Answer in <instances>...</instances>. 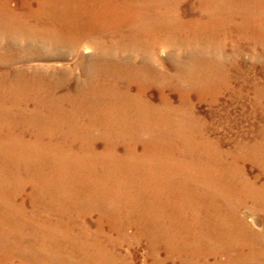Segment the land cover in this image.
<instances>
[{"label": "rangeland", "instance_id": "rangeland-1", "mask_svg": "<svg viewBox=\"0 0 264 264\" xmlns=\"http://www.w3.org/2000/svg\"><path fill=\"white\" fill-rule=\"evenodd\" d=\"M70 4L75 11L66 10ZM86 14L95 17L88 21L89 35ZM58 37L76 45L56 48L52 41ZM18 78L43 79L54 97L75 95L83 82L92 88L85 96L93 117L80 111L88 101L84 109L64 103L62 112L79 122L74 137L62 134L71 130L64 118L48 124L20 117L43 92H27L25 85L10 90ZM137 92L140 99L132 100L130 93ZM107 103L108 115L123 120L127 130L120 123L104 124ZM104 137L114 149L104 148ZM74 138L67 158L63 149ZM25 140L37 142L30 146ZM50 142L60 151L49 154L78 167L70 170L84 176L80 182H89L92 174L97 181L89 184L104 187V199L93 202L89 186L73 191L80 188L70 177L64 189L72 192L66 197L73 193L87 200L68 207L69 215L56 212L67 205L59 181L48 176L53 169L41 159V152L53 149ZM135 146L140 155L128 153ZM27 147L35 149L11 150ZM111 163L119 167L117 174L105 168ZM197 166L209 174L200 177ZM126 167L138 170L135 177L123 171ZM170 168L182 169L170 180L174 187L167 184ZM155 173L158 178H152ZM201 178L213 192L203 210L195 207L172 222H189L204 211L209 223L200 236V227L193 228L198 231L188 237L190 245L183 243L185 249H169L160 236L164 225L155 219L141 224L143 206H154L165 217L164 236L177 237L182 226L175 225L174 234L166 218L179 214L176 204L164 209L156 199H170L169 192L172 197L185 180L194 188ZM143 195L147 200L141 201ZM0 219V264H264V0H0Z\"/></svg>", "mask_w": 264, "mask_h": 264}, {"label": "bare ground", "instance_id": "bare-ground-1", "mask_svg": "<svg viewBox=\"0 0 264 264\" xmlns=\"http://www.w3.org/2000/svg\"><path fill=\"white\" fill-rule=\"evenodd\" d=\"M225 3V2H224ZM224 3H222V4H224ZM63 7V6H62ZM64 8V7H63ZM62 8V9H63ZM61 9V10H62ZM58 10H60V8H58L57 9V11ZM66 10L67 11H69V12H73V11H75L76 10V7L75 6H73L72 4H70V5H68L67 6V8H66ZM87 15V21L86 22H84V23H86L85 24V26H87V28L89 29V33L87 34L86 33V35H89L90 33H91V31H92V27H91V23L90 22H88V21H92V19H93V15H88V14H86ZM94 19H95V17H94ZM87 23H88V25H87ZM75 25H76V23H75ZM77 27V25L76 26H73V28H71V29H75ZM90 27V28H89ZM55 34V33H54ZM61 35V34H60ZM52 39V38H51ZM45 42V41H44ZM53 42V44L55 43V45H56V48H58L57 46H59V45H66V46H70L71 48H69V49H72V47H74L76 44V41H74V43H64V40L61 38V37H58L56 40H54V41H52ZM78 43V42H77ZM50 44V41H49V43H48V45ZM63 45V46H64ZM54 46V45H53ZM61 47V46H60ZM66 48V47H65ZM67 49V48H66ZM98 72V71H97ZM63 74H65V73H63ZM67 76H69L68 74H67ZM84 76V75H83ZM98 76V75H97ZM126 76V75H125ZM20 77V76H19ZM59 79V80H58ZM56 81L57 82H55V84L56 85H58V83H60L61 82V78H58ZM64 81V80H63ZM14 82V81H13ZM53 82V81H52ZM78 84V83H77ZM13 85V86H12ZM21 85H25V86H27V87H25V91H27V92H34V90L36 89L37 91L39 90V91H41V92H43V96H42V98H40L38 101H36V99H35V97H34V108L30 111V110H28V109H26V108H23L22 110H20V112H21V114H20V117H24V115L25 114H27V115H30V117H31V120L32 121H37V119H40V120H42V121H44L45 123H48V124H50V122H57V121H60L61 119H63V120H65L66 119V121H67V123L65 124V125H68V128L69 129H71V130H69V131H65V132H63L62 134H64V133H66V132H70L72 135H73V131H72V129H73V127H74V125H77L79 122L78 121H75V119L74 118H71V117H73V116H71L70 114H65V111L64 112H62V106L64 105V103L65 102H69V103H80L79 105H78V109H84V102L83 101H88V104H90V106L89 107H86L85 108V110L83 111V110H80L81 111V113H83L85 116H87V117H93V115H94V113L92 112V111H86V110H88V108H90L91 107V104H92V101L90 100V99H88L85 95H89V96H91V93L89 92V91H92V88H90L89 89V91L87 90V86H85V84L82 82L81 83V85H80V83L78 84V87H77V93L75 94V95H64V96H61V97H54V95L53 96H51V93H52V90H51V88L50 87H48V84H46L44 81H43V79H39V78H32V79H30L29 81H26V79H17L14 83H12L11 84V89L10 90H13V89H18V88H20V86ZM13 88V89H12ZM58 89V88H57ZM129 92V91H128ZM27 94V93H26ZM127 94H129V93H127ZM98 95V94H97ZM130 98L132 99V100H134L133 98H135V99H140V95H139V93L137 92L136 94H131L130 93ZM82 99V101L81 100H79V99ZM122 98H123V100H124V95L122 94ZM125 98H127V99H129V97H125ZM14 99V98H13ZM20 99V98H19ZM130 100V99H129ZM32 101V100H31ZM131 103V102H130ZM18 104V103H17ZM105 105V104H104ZM145 105L146 106H148V107H152V105L151 104H149L148 105V103H145ZM92 106H94V105H92ZM96 106V105H95ZM144 106V105H143ZM105 108L106 109H104V111H103V113H104V124L106 125H108V124H113V123H120V124H117V125H120L121 126V130L123 131L124 129L125 130H127L128 129V127H124L121 123L123 122V120H120V121H117L116 122V120H114L115 118H113V114H110V115H108L111 111H112V108H109V103H107L106 104V106H105ZM68 109V108H67ZM70 109V108H69ZM43 110H47V111H49V113H50V115H49V117H47V115H48V113L47 114H45V113H43ZM73 110V109H72ZM5 111V110H4ZM3 111V112H4ZM7 111V110H6ZM76 111V110H75ZM152 112V111H151ZM78 114V113H77ZM26 115V116H27ZM80 117V116H79ZM36 119V120H35ZM84 121V120H83ZM89 121L90 122H94L92 119H90L89 118ZM38 123V122H37ZM95 123V122H94ZM143 125V124H142ZM53 126V125H52ZM58 127V126H57ZM86 128H87V126H86ZM112 128H114V127H112ZM50 130V129H49ZM61 130V129H60ZM110 130V129H109ZM55 131V130H54ZM53 131V132H54ZM135 132L136 131H133L132 133H131V136L132 137H134L135 138ZM151 132V131H150ZM44 134H46V132H43ZM42 133V134H43ZM59 134V133H58ZM105 135H107V134H105ZM57 136V135H56ZM63 136V135H62ZM39 137H41V136H39ZM73 137H74V135H73ZM86 137H88V136H86ZM38 138V137H37ZM105 138V140L107 139L106 137H104ZM109 138V137H108ZM49 139V138H48ZM61 140V139H60ZM88 140V142H90L92 139L91 138H88L87 139ZM116 141V140H115ZM37 141H35V140H25V143L26 144H28V145H32V144H35ZM52 142V141H51ZM50 142V144H51V147L53 148V149H49V147H48V150H46V154H43L42 152H41V155L43 156L41 159L43 160V162L44 163H46L49 167H51L52 169H53V171L49 174V172H48V176L50 177V179H51V181L52 182H56V184H57V180L59 181L58 182V185H59V188H61V191L60 192H63L64 191V193H62L63 195L62 196H64L65 198V206L66 207H63V208H60L58 211H56L58 214H68V213H70L72 210H70V209H68V207H72L73 209H76V207H77V205L79 204V202L80 201H82V199L84 198V199H86V196L87 195H84V196H82V197H78L77 198V196H75V197H73V193H72V196L69 198V197H66L67 195H69V194H71V192H69V191H66L64 188H65V182H66V180L68 179V178H70V177H73V178H75V182L74 183H76V185H78L79 186V188L80 189H78V190H73V191H77V192H86L87 191V189H88V186L91 188V190L92 191H94V192H92V194H88V197H92L91 199L93 200V202H95L96 200H99V199H102V197H103V199H104V187H102V188H99L100 186H99V184H89V182H96L97 180H94V176L92 175V174H89V182H87V181H82V182H80V180L81 179H83L84 180V176L82 175V174H79L80 172L79 171H77V170H75V172H73V171H71L70 169H75V168H78V167H75V166H70V165H67L66 163H68V162H70L67 158L68 157H70V154H72V151H73V149H72V146L75 144V142H76V139L74 138L72 141L70 140V143H67V145L65 144V146L66 147H68V149H63V151H65V154L66 155H69V156H67V158H62L61 159V157L57 154V157H56V155H55V152L59 149V151H60V148L58 147V148H55L54 149V147H53V143H51ZM54 142V141H53ZM87 142V141H86ZM87 142V143H88ZM61 143V142H60ZM152 143V142H151ZM56 145V144H55ZM114 143H113V141L112 140H106V142H105V144H104V148H106V149H110V147H112L113 149H114ZM161 145V144H160ZM93 145L91 146V151L93 152ZM29 150V151H32V150H34L33 148H31V150H30V148L29 147H27V148H21V150L20 149H18V148H12L11 150H12V153L14 154H19L21 151H25V150ZM113 149H111L113 152H114V150ZM157 149H160V148H157ZM156 148H154L153 150L154 151H156L157 150ZM49 150H51V151H55L52 155H50L49 153L51 152H48ZM149 150V147H146L145 149H144V151L145 152H147ZM205 150V149H204ZM38 151V150H37ZM44 151V150H43ZM138 150H137V148H136V146H135V150L133 149V150H129L128 149V153H131V155H138L139 154V152H137ZM144 151H143V153H144ZM117 152H114V154H116ZM127 153V154H128ZM148 153V152H147ZM187 153V152H186ZM35 154H36V157H38L37 156V152L35 151ZM140 155V154H139ZM187 156V155H186ZM237 156V155H236ZM127 157V156H126ZM135 157V156H134ZM133 157V158H134ZM51 159H54L53 161H50V162H48L47 160H51ZM128 159H129V157H128ZM128 159L126 158V161H128ZM192 159V158H191ZM37 160H39V158L37 159ZM203 160V159H202ZM206 160V159H205ZM132 161V160H131ZM190 161V160H189ZM53 164H52V163ZM206 162V161H205ZM211 162V161H210ZM41 163V162H40ZM41 164H43V163H41ZM45 164V165H46ZM184 164H186V162L184 163ZM207 164H210V163H207ZM14 165V164H13ZM44 164H43V166H45ZM109 166H107V167H105L106 169H111V170H113V172L115 173V174H117V171L119 170V167H117V164L115 165V164H108ZM115 165V166H114ZM112 166V167H111ZM114 166V167H113ZM128 166H131V167H133L134 169H137V167H140V165H138V164H136V165H130V162H129V164H128ZM203 166H204V164H203ZM53 167H56V170H55V168H53ZM111 167V168H110ZM187 167V166H186ZM195 167V166H194ZM51 168H50V170H51ZM133 168H128V167H126L125 169L123 168V171L125 170H127V171H131V174H132V176H134L135 177V174H134V172L135 171H138V170H134ZM197 168H198V166H197ZM201 168V167H200ZM200 168H198V173H199V175H200V177L202 176V175H206V173H208V170H204V169H201L200 170ZM22 169V168H21ZM46 169V168H45ZM118 169V170H117ZM182 169H184V167L182 168ZM182 169H180V170H177L176 168H170V169H168L167 170V184L169 185V186H173V183L171 184V182H170V180H172L173 179V177H175V173H176V175H177V171H181ZM188 169V168H187ZM213 169V174H216V171H215V169L214 168H212ZM222 169V168H221ZM185 170V169H184ZM189 170V169H188ZM194 170V169H193ZM19 171H21V170H19ZM194 171H196V170H194ZM220 171V170H219ZM11 172V171H10ZM15 172V171H14ZM182 172V171H181ZM18 175H20L19 173H17ZM128 174V173H127ZM161 174H165L162 170H161ZM209 174V173H208ZM28 175V174H27ZM224 175V174H223ZM43 176V175H42ZM35 177V176H34ZM33 177V178H34ZM39 177H40V174H39ZM46 177V176H45ZM45 177H43V178H45ZM48 177V178H49ZM162 177V176H161ZM32 178V179H33ZM152 178H158L157 177V175H156V173H155V175H153L152 176ZM187 178V177H186ZM216 178V177H215ZM222 178V177H221ZM230 178V177H229ZM38 179V178H37ZM87 179H88V176H87ZM160 179V178H159ZM45 180V179H44ZM153 180V179H152ZM191 180V179H190ZM38 181V180H37ZM188 181V180H187ZM193 181V180H192ZM194 181H196V180H194ZM227 181V180H226ZM34 182H36V180L34 179ZM43 182V181H42ZM199 185H197L196 183V185H195V187L194 188H191V187H189L188 185H187V182H186V180L185 181H183V184H181V185H179V184H176V186H175V188H174V191H173V193H172V197H171V195H170V192H169V198L170 199H168V197H166V198H160V199H156V201H157V203H160V204H162V205H160L161 207H163L164 209H168L167 208V206L166 205H168V207H171L172 209H176L177 211H178V215H168V216H166V218H167V220H169V222H168V226L170 227V231L172 232V233H174V226L176 225V226H182V229H183V231H180V232H178V236L177 237H173V238H171L170 239V237H168V236H164V234L165 233H167L168 234V232L164 229V227L165 226H167V222H166V219H165V217L163 216V215H160L159 214V212L158 211H156V209H155V207L154 206H149V207H147V206H143V213L144 214H142V215H140V221H141V224L143 223V224H147L150 220H152V219H155L156 220V222H158L159 223V227H162V225H164L162 228V233L163 234H161L160 236L164 239V240H162V242H165V243H167L168 245H169V249H171V247H179V248H183V249H185V246H182V245H184L183 243H185V244H187V245H190V241L188 240V237L189 236H191V235H193V232H194V234H196L195 233V231H198V229L197 230H194L193 228L195 227V226H198V227H200V232L199 233H197V235L198 236H200V233L202 232V230L205 228V222L206 223H209V215L208 214H206V215H204V211H202L201 213L202 214H200V215H202V216H205V221H203L202 220V218H200L199 216L198 217H195V218H193L191 221H189V222H184V221H181V219L179 220V222H172L173 220H176V218H178V217H181L186 211H190L191 209H194L195 207H200L201 205H204L205 203H206V201L208 200V195H209V193H211L212 191L210 190V189H206L207 188V184H206V182L203 180V178H201L199 181ZM228 182V181H227ZM30 183H32V182H30ZM44 183V182H43ZM50 183V182H49ZM226 183V182H225ZM43 185V184H42ZM51 185V184H50ZM37 186V185H36ZM39 186H40V184H39ZM194 186V185H193ZM219 186H220V184H219ZM229 186V185H228ZM259 186V185H258ZM33 187V186H32ZM45 187H47V186H45ZM56 187L58 188V186L56 185ZM63 187V188H62ZM73 187V186H72ZM174 187V186H173ZM213 187H214V185H213ZM49 188V187H48ZM221 188V187H220ZM219 188V189H220ZM239 188V187H238ZM42 189V188H41ZM201 189H203V190H201ZM241 189V188H240ZM223 190V189H222ZM40 191V190H39ZM49 191H50V189H49ZM213 191H214V189H213ZM220 191V190H219ZM225 191V190H224ZM60 192H58V193H60ZM57 193V194H58ZM184 193H186V194H184ZM213 193V192H212ZM215 193V192H214ZM40 194V193H39ZM55 195V197L57 196V197H59L58 195ZM143 194H144V192H143ZM34 195L36 196V194L34 193ZM75 195V194H74ZM145 195V194H144ZM144 195L142 196V198L140 197V199H141V201H144V199H146L147 200V198H144ZM49 196V195H48ZM54 197V196H53ZM53 197H52V199H53ZM95 197H97V199L95 198ZM210 197H212V196H210ZM95 198V199H94ZM47 199H48V197H47ZM77 199V200H76ZM176 199V200H175ZM178 199V200H177ZM87 200V199H86ZM216 200V199H215ZM224 200V199H223ZM44 201V200H43ZM91 201V200H90ZM53 202V201H52ZM56 202H58V201H56ZM220 203V202H219ZM218 203V204H219ZM54 204H56V203H54ZM69 204V205H68ZM81 204V203H80ZM91 204V203H90ZM174 205V204H176V207L174 206V208L171 206V205ZM200 204V205H199ZM216 204V203H215ZM222 204V203H221ZM47 205H48V203H47ZM53 205V204H52ZM210 205V204H209ZM212 205V204H211ZM214 205V204H213ZM223 205V204H222ZM226 205V204H225ZM224 205V206H225ZM54 206V205H53ZM180 206H181V208H180ZM49 207V206H48ZM60 207V206H59ZM193 207V208H192ZM218 207V206H217ZM226 207H228V206H226ZM225 207V208H226ZM255 207V206H254ZM44 208H45V206H44ZM47 208V207H46ZM56 208V207H55ZM91 208V207H90ZM117 210H119V209H121L120 208V205L119 206H117ZM222 208V207H221ZM224 208V207H223ZM256 208V207H255ZM13 209H14V207H13ZM12 209V210H13ZM43 209V208H42ZM53 209V208H52ZM116 209V208H115ZM124 209H126V206H124ZM200 209L201 210H203V208H201L200 207ZM207 209V208H206ZM9 210V209H8ZM45 210V209H44ZM46 211V210H45ZM48 211V210H47ZM120 211V210H119ZM212 211V210H211ZM223 211V210H222ZM226 211V210H225ZM10 212H12V211H10ZM10 212H7V213H10ZM20 212V211H19ZM27 212V211H26ZM50 212V211H49ZM56 212H54V213H56ZM196 212V211H195ZM17 213V212H16ZM51 213V212H50ZM92 213V212H91ZM118 213H120V212H118ZM187 213V212H186ZM200 213V212H199ZM231 213V212H230ZM20 214V213H19ZM26 214V213H25ZM31 214H32V212H31ZM46 214V213H45ZM23 215V214H22ZM69 215V214H68ZM34 216V215H33ZM65 216V215H64ZM63 216V217H64ZM197 216V215H196ZM234 216V215H233ZM60 217V216H59ZM191 217H192V215H191ZM190 217V218H191ZM213 217V216H212ZM221 217V216H220ZM38 218V217H37ZM36 218V219H37ZM69 218V217H68ZM189 218V217H188ZM13 219V218H12ZM16 219V218H15ZM23 219V218H22ZM35 219V220H36ZM50 219V218H49ZM215 219V218H214ZM1 220V219H0ZM29 220V219H28ZM40 220V219H39ZM75 220V219H74ZM10 221V220H9ZM15 221V220H14ZM59 221V220H58ZM237 221V220H236ZM235 221V222H236ZM26 222V221H25ZM25 222H23V223H25ZM39 222V221H38ZM43 222H45V221H43ZM76 222V221H75ZM81 222V221H80ZM1 223V222H0ZM11 223V222H10ZM29 223V222H28ZM82 223V222H81ZM212 223V222H211ZM223 223V222H222ZM239 223L241 224V222L239 221ZM5 224V223H4ZM14 224H15V222H14ZM26 224V223H25ZM243 224V223H242ZM5 225H7V224H5ZM29 225V224H28ZM48 225V224H47ZM54 225V224H53ZM85 225V224H84ZM84 225H82V226H84ZM213 225V224H212ZM20 226V225H19ZM35 226V225H34ZM68 226V225H67ZM75 226V225H74ZM238 226V225H237ZM23 227V226H22ZM36 227V226H35ZM42 227H43V225H42ZM225 227V226H224ZM230 227V226H229ZM246 227V226H245ZM21 228V227H20ZM20 228H18V229H20ZM26 228V227H25ZM61 228V227H60ZM67 228V227H66ZM86 228V227H85ZM139 228V227H138ZM244 228V227H243ZM242 228V229H243ZM247 228V227H246ZM10 229V228H9ZM13 229H14V227H13ZM16 229V228H15ZM23 229V228H22ZM22 229H21V231H22ZM39 229H41V228H39ZM43 229V228H42ZM46 230H47V228H45ZM82 229V228H81ZM87 229V228H86ZM141 229V228H140ZM155 229V228H154ZM180 229V228H179ZM1 230V229H0ZM6 230V229H5ZM35 231H36V228L34 229ZM53 230V229H52ZM69 230V229H68ZM83 230V229H82ZM244 230V229H243ZM242 230V231H243ZM61 231V230H60ZM90 231V230H89ZM139 231H141V230H139ZM211 231H212V229H211ZM17 232V231H16ZM18 232H19V230H18ZM27 232V231H26ZM31 232V231H30ZM32 232H33V230H32ZM65 232V231H64ZM67 232V231H66ZM70 232V231H69ZM68 232V233H69ZM72 232H74V230L72 231ZM205 232V231H204ZM8 233V232H7ZM48 232L46 231V234H47ZM54 233V232H53ZM61 233H63V232H61ZM203 233V232H202ZM210 233V232H209ZM246 233V232H245ZM244 233V234H245ZM30 234V233H29ZM60 234V233H59ZM174 234H176V232L174 233ZM21 235V234H20ZM42 235V234H41ZM45 235V234H44ZM43 235V236H44ZM53 235V234H52ZM63 235V234H62ZM222 235H223V233H222ZM11 236V235H10ZM22 236V235H21ZM26 236V235H25ZM37 236V235H36ZM47 236H49V235H47ZM46 236V237H47ZM54 236V235H53ZM101 236H104V235H101ZM203 236H204V234H203ZM216 236V235H215ZM1 237V236H0ZM15 237V236H14ZM28 237V236H27ZM30 237V236H29ZM32 237V236H31ZM46 237H44V238H46ZM230 237V236H229ZM23 238V237H22ZM35 238V237H34ZM39 238V237H38ZM63 238V237H62ZM65 238V237H64ZM63 238V239H64ZM90 238V237H89ZM176 238V239H175ZM185 238H187L186 239V241H185ZM212 238V237H211ZM224 238V237H223ZM1 239V238H0ZM11 239V238H10ZM62 239V240H63ZM192 239L193 240H197V237H196V235L195 236H192ZM29 240V239H28ZM33 240V239H32ZM31 240V241H32ZM41 240V239H40ZM43 240V239H42ZM54 240V239H53ZM58 240V239H57ZM61 240V241H62ZM65 240V239H64ZM68 240V239H67ZM219 240V239H218ZM235 240V239H234ZM20 241V240H19ZM18 241V242H19ZM88 241V240H87ZM208 241V240H207ZM22 242V241H21ZM36 242H37V240H36ZM35 242V243H36ZM51 242H53V241H51ZM74 242V241H73ZM76 242V241H75ZM32 243V242H31ZM34 243V242H33ZM41 243V242H40ZM45 243V242H44ZM56 243H59V242H56ZM78 243V242H77ZM0 244H3V242L2 243H0ZM9 244V243H8ZM7 244V245H8ZM28 244H30V243H28ZM49 244V243H48ZM67 244V243H66ZM12 245V244H11ZM17 245V244H16ZM50 245V244H49ZM58 245V244H57ZM64 245H65V243H64ZM5 246V245H4ZM4 246H2V247H4ZM23 246V245H22ZM33 246V245H32ZM35 246V245H34ZM34 246H33V248H34ZM47 246V245H46ZM51 246V245H50ZM49 246V247H50ZM53 246V245H52ZM51 246V247H52ZM56 246V245H55ZM78 246V245H77ZM80 246V245H79ZM85 246V245H84ZM231 246V245H230ZM11 247V246H10ZM15 247V246H14ZM19 247V246H18ZM39 247V246H38ZM57 247V246H56ZM61 247H62V245H61ZM87 247H89V246H87ZM198 247V246H197ZM234 247V246H233ZM19 248H21V247H19ZM28 248V247H27ZM45 248V247H44ZM47 248V247H46ZM79 248V247H78ZM1 249V248H0ZM16 249V248H15ZM49 249V248H48ZM55 249V248H54ZM92 249V248H91ZM157 249V248H156ZM187 249V248H186ZM201 249V248H200ZM208 249V248H207ZM21 250V249H20ZM19 250V251H20ZM41 250V249H40ZM60 251H61V249H59ZM193 250V249H192ZM196 250V249H195ZM13 251V250H12ZM31 251V250H30ZM49 251V250H48ZM53 251V250H52ZM51 251V252H52ZM64 251V250H63ZM62 251V252H63ZM71 251H73V250H71ZM85 251V250H84ZM99 251V250H98ZM44 252V251H43ZM54 252H56V251H54ZM74 252V251H73ZM90 252V251H89ZM88 252V253H89ZM22 253V252H21ZM34 253V252H33ZM38 253V252H37ZM48 253V252H47ZM57 253V252H56ZM82 253V252H81ZM80 253V254H81ZM83 253H85V252H83ZM10 254V253H9ZM25 254V253H24ZM86 254V253H85ZM84 254V255H85ZM157 254V253H156ZM20 255V254H19ZM26 255V254H25ZM73 255V254H72ZM18 256V255H17ZM22 256V255H21ZM88 256V255H87ZM8 257V256H7ZM15 257V256H14ZM48 257V256H47ZM50 257V256H49ZM12 258V257H11ZM23 258V257H22ZM46 258V257H45ZM16 259V258H15ZM65 259V258H64ZM87 259V258H86ZM99 259V258H98ZM231 259V258H230ZM234 259V258H233ZM35 260V259H34ZM43 260V259H42ZM55 260V259H54ZM19 261V260H18ZM30 261V260H29ZM74 261V260H73ZM45 262V261H44ZM56 262V261H55ZM81 262V261H80ZM91 262V261H90ZM94 262V261H93ZM100 262V261H99ZM21 263V262H20ZM28 263V262H27ZM46 263V262H45ZM49 263H53V261L51 260ZM86 263V262H85ZM185 263V262H184ZM218 263V262H217ZM220 263V262H219ZM19 264V263H18ZM81 264V263H80Z\"/></svg>", "mask_w": 264, "mask_h": 264}]
</instances>
